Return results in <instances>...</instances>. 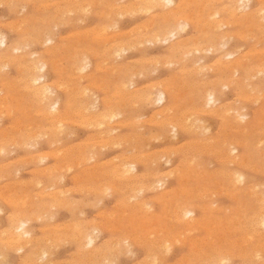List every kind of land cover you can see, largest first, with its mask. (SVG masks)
Returning <instances> with one entry per match:
<instances>
[{
	"label": "rangeland",
	"instance_id": "1",
	"mask_svg": "<svg viewBox=\"0 0 264 264\" xmlns=\"http://www.w3.org/2000/svg\"><path fill=\"white\" fill-rule=\"evenodd\" d=\"M54 1L55 0H0V34L6 37L8 46L6 50L0 47V56L6 57L1 60L9 58V61L7 60L8 63L6 60H4L6 62L1 61L3 65L0 67V113H4H2V115L0 114V157L2 158L6 153L2 159L0 158V175L2 176H0V264H104V262H106L105 264H223L224 262L221 263L220 259H225L226 257L227 258L224 261H229L224 264H264V238H261L264 234V228L258 226L260 225L258 223V216L259 214L260 216L264 214V0H250L246 3L248 6L240 11H236L235 16L230 12V8L233 9L235 5L230 4L225 0H214V2L213 0H172V3L174 4L171 3L172 5L169 4L168 6L166 0ZM148 7H150L149 10L147 9ZM123 11L126 12L124 13ZM165 12H171L173 13V16H176V18L174 16V19L176 20L173 18H166L170 20L167 27L163 25L165 20L162 18V16L166 14ZM250 12L255 14V18H246V16L251 15ZM210 13L212 16L217 13V16L214 15V17H212ZM177 14L182 15L179 17L187 18H185V20H183V18L178 19ZM196 17L200 19H194ZM188 18L192 21L190 22ZM216 21H218V25ZM18 22L20 23L18 24ZM193 23H196L195 26ZM179 24H181L180 27H178ZM216 25L221 29H219ZM102 29L104 31H102ZM170 29H176V31H174V33H177V36L175 34L176 37L169 35L165 37L169 39L167 41L162 40V37H156L158 34H163V31ZM180 30L183 31L181 32ZM96 34L98 35L96 36ZM29 37L32 39L30 40ZM219 38H221V40ZM22 39L23 41H21ZM25 39L27 40L25 41ZM47 39H51L52 41L48 42L46 41ZM109 39L110 41H108ZM89 40L90 43H87ZM184 42L186 44H184ZM224 43L227 46L224 45ZM20 44L21 46L19 47ZM14 45L17 48H20V51L13 53V49L11 48H15L13 47ZM194 46V49H196L197 52L192 49ZM207 46H209V48ZM219 47L221 49H218ZM85 50H88L86 51L87 53ZM122 50L125 52L121 53L120 51ZM226 53L233 54V57L229 58ZM77 56L78 58L80 56L81 59H78ZM117 56H119V58ZM160 56H162V58H160ZM84 59H87L89 62L87 60L84 61ZM35 60H40L47 65L46 69L41 73L45 75V85L53 91V95H47L43 99H37L33 96V89H36L37 86L34 87V85H29V79L31 76L29 69H31V61L34 62ZM78 60H80V64L78 63ZM184 61L186 62L184 63ZM3 62L6 63L5 65H7V67H3ZM84 62L90 63V65L88 68L84 69V71L81 69V72L79 71L80 67L78 66H80L81 63L84 64ZM27 66L28 68H26ZM232 69H237L238 71L235 70L236 72L234 71V73ZM38 75L41 74L39 73ZM146 84H148V86ZM215 89L220 90H217V92ZM115 90L116 92H114ZM156 90L159 92H165L166 100L164 103L159 104V101L156 99L158 93ZM208 90L210 92L213 91V94L215 93L214 97L216 99H214V101L218 100L217 102H214L215 104L213 103V105L207 104L206 102V97L204 95L208 92ZM219 92L220 94H218ZM177 96H179V98ZM20 97L21 100L19 99ZM47 97L49 99H47ZM55 99L59 101L58 114L52 116V112H50L51 110L49 108L50 106H47V104L49 101L50 103L56 101ZM94 103L96 108L91 109L93 106L92 104ZM105 104H109L110 106L108 105L107 107ZM131 108L133 109V112ZM14 109H17L18 112ZM85 109L88 110V112ZM124 109L127 111L125 112ZM227 110H230L227 113L228 115L225 113ZM8 112L10 113L8 114ZM110 112L112 114H110ZM243 113L246 115L245 118L239 116V114ZM96 114L99 116H96ZM101 115H106L105 118H103L105 121L102 119L103 123L100 126H97V123L101 120ZM191 115L194 119H192L193 117ZM97 117H100V120ZM234 117L236 119H234ZM241 120L243 122H241ZM127 121H131L132 123H128ZM173 124H175V126ZM229 127H232L233 130ZM244 128H246L247 131ZM240 129L245 130L248 134H246L243 130L242 132L245 133H240ZM2 134L4 136H2ZM172 135L175 137L171 139ZM49 140H52V142ZM124 140L125 144L123 143ZM229 142L231 146L228 145ZM144 145L147 149L143 148ZM134 147L137 149H134ZM226 149H229V151ZM231 149L235 151L231 152ZM45 153L47 155H44ZM93 154L95 155V158L93 157ZM86 155L91 156L87 157ZM66 156L68 157L66 158ZM97 156L98 158H96ZM241 156L244 158L242 160L243 162L238 161ZM27 160L28 162H26ZM235 160L238 161V163H236ZM232 161L235 162L232 163ZM7 162L9 163L7 164ZM129 162L133 166L130 165ZM182 162L183 165H181ZM125 165H127V167ZM17 166L19 169H17ZM131 166L134 168L133 171L132 169L130 170L124 168H130ZM184 166L189 169L184 168ZM201 166H204L205 168L203 167V169ZM53 167L57 170L53 171ZM49 168L53 169L50 171ZM122 168L124 173L122 172ZM176 169H178V171ZM191 170L194 171L192 172ZM237 173L244 177L240 183L235 182L233 179L231 181L230 179L233 178L232 175H236ZM211 174H213L212 177ZM135 177H137V179ZM53 180L56 182H53ZM129 180L133 181L130 182ZM103 182L108 187L105 186ZM233 183L237 184L235 185ZM34 184H38V186H35ZM234 185L236 187H234ZM86 187L87 189H85ZM254 187L256 188L254 189ZM9 188L12 189L10 190ZM57 190H59V192ZM107 190L109 191L107 192ZM238 190L240 191L235 193ZM61 192L63 195H61ZM170 192L173 193V195L170 194ZM185 192L188 194L186 195ZM179 194L182 195L180 196ZM215 195H217V197ZM25 197L29 198L30 202H28L29 199ZM206 197L211 199L208 200ZM80 199L81 202L79 203ZM188 200L190 201L188 202ZM69 202H72V208ZM93 202L94 205L98 204V206H94ZM164 203H166V205ZM184 203L187 204L188 207ZM44 204H48L49 207ZM182 205H185L187 209H193L192 211L194 214H192L191 217L186 218L181 212L182 210H180L181 208H184ZM191 206L193 208H191ZM46 208H49L48 211ZM21 214L23 217H21ZM82 214L84 216H82ZM210 215H212V217ZM14 216L22 219L27 218L28 220H24L27 222L29 221L27 225L29 236L21 237L18 241L19 245H23V249L20 251H18V245L15 246V243L10 242L11 240L13 241L14 237L16 238L18 236L16 234H19L13 228V224L15 223L13 221V218H15ZM41 216L46 218L43 219ZM73 216L76 218H73ZM117 216L120 219L117 218ZM34 217L38 218L35 219ZM129 217H131V219ZM255 218L256 220H254ZM91 222L92 224H90ZM229 222L230 224H228ZM191 224L194 225L192 226ZM95 225L99 231L97 233L96 231L93 232V230H91L96 229ZM203 227L206 229L208 228V230ZM84 229L87 230V234L90 232L93 238H95L94 243L91 244V246L86 244L87 241L85 236H87V234L85 235V233H80L86 232ZM187 229L189 233L187 232ZM209 229L210 232L208 233ZM198 231L199 233H197ZM12 234L14 237L10 236ZM79 234H81V238L80 236H77ZM247 236L250 238H247ZM10 237L12 238L11 240L9 239ZM54 237L59 239L56 240ZM77 237L80 240L76 239ZM133 237L136 238L134 239ZM26 238L28 239L26 240ZM138 239L139 241H137ZM194 241H199L201 246L198 245V242ZM244 241L246 243H244ZM57 242L58 245H56ZM164 242L165 244L163 245ZM194 243L197 245L194 246ZM243 243L245 245H243ZM224 244L229 245L224 246ZM164 246H167L165 247L167 249H165ZM196 246L200 251L197 250ZM208 246L210 247L209 249ZM203 247L207 248L209 251H211L212 248L216 250L211 251L212 253L216 252L214 253L215 257H212V253L208 250L205 252L206 249L202 252V249H204ZM94 249L99 252L102 250V256H95L97 254L93 251ZM217 249H220V252L217 251ZM225 249H227V251ZM191 251H193L194 254ZM200 252L201 254L204 253L202 254L203 256H200L201 259L209 256L207 252H209V254L211 253V257L201 260L200 257H197L201 255ZM167 253L168 257L164 256ZM205 253L207 255L206 257H204ZM91 254L92 256L95 254L94 256L96 258L92 257ZM259 257H263L261 259L262 261ZM199 261H201V263H199ZM230 261L232 262L230 263Z\"/></svg>",
	"mask_w": 264,
	"mask_h": 264
},
{
	"label": "bare ground",
	"instance_id": "2",
	"mask_svg": "<svg viewBox=\"0 0 264 264\" xmlns=\"http://www.w3.org/2000/svg\"><path fill=\"white\" fill-rule=\"evenodd\" d=\"M10 1H11V0H10ZM24 1H25V0H24ZM156 1H157V0H156ZM166 1H167L166 3H168L167 6H168L169 4L172 3V0H166ZM190 1H191V0H190ZM192 1H193V0H192ZM225 1H227V2L230 3V4L235 5V6L233 7V9L230 8V12L235 16L236 11H237V10L240 11L241 9H244L246 6H248V4H246V3H248L250 0H225ZM22 2H23V1H22ZM27 2H28V1H27ZM54 2H56V0H55ZM117 2H118V1H117ZM154 2H155V1H154ZM197 2H198V1H197ZM210 2H211V1H210ZM213 2H214V0H213ZM2 3H3V2H2ZM41 3H42V2H41ZM58 3H59V2H58ZM115 3H116V2H115ZM132 3H133V2H132ZM138 3H139V2H138ZM149 3H150V1H149ZM161 3H162V2H161ZM161 3H160V4H161ZM164 3H165V2H164ZM190 3H192V2H190ZM195 3H196V2H195ZM206 3H207V1H206ZM208 3H209V2H208ZM47 4H48V2H47ZM47 4H45V5H47ZM111 4H112V3H111ZM141 4H142V3H141ZM143 4H144V3H143ZM152 4H153V3H152ZM172 4H174V3H172ZM172 4H171V5H172ZM200 4H201V3H200ZM9 5H10V4H9ZM50 5H51V3H50ZM82 5H83V4H82ZM90 5H91V4H90ZM92 5H93V4H92ZM95 5H96V4H95ZM212 5H213V3H212ZM228 5H229V4H228ZM106 6H107V5H106ZM106 6H105V7H106ZM119 6H120V5H119ZM147 6H148V5H147ZM149 6H150V5H149ZM159 6H160V5H159ZM163 6H164V5H163ZM163 6H162V7H163ZM189 6H190V5H189ZM193 6H194V4H193ZM55 7H56V6H55ZM79 7H80V6H79ZM113 7H114V6H113ZM115 7H117V6H115ZM125 7H126V6H125ZM128 7H130V6H128ZM131 7H132V6H131ZM143 7H144V6H143ZM152 7H154V6H152ZM186 7H187V6H186ZM186 7H185V8H186ZM211 7H212V6H211ZM88 8H89V7H88ZM133 8H134V7H133ZM136 8H137V7H136ZM144 8H145V7H144ZM144 8H142V9H144ZM149 8H150V7H148L147 9L149 10ZM185 8H184V9H185ZM205 8H206V7H205ZM103 9H104V8H103ZM103 9H102V10H103ZM127 9H128V8H127ZM129 9H131V8H129ZM152 9H153V8H152ZM199 9H200V8H199ZM84 10H85V9H84ZM121 10H122V9H121ZM139 10H140V9H139ZM139 10H138V13H139ZM262 10H263V8H262ZM262 10H261V11H262ZM57 11H58V10H57ZM128 11H129V10H128ZM128 11H127V12H128ZM152 11H153V10H152ZM170 11H171V10H170ZM174 11H175V10H174ZM174 11H173V13H174ZM242 11H243V10H242ZM263 11H264V10H263ZM263 11H262V12H263ZM84 12H85V11H84ZM84 12H83V13H84ZM116 12H117V11H116ZM118 12H119V11H118ZM123 12H124V11H123ZM125 12H126V11H125ZM125 12H124V13H125ZM131 12H132V11H131ZM148 12H149V11H148ZM213 12H214V11H213ZM219 12H220V11H219ZM227 12H228V11H227ZM230 12H228V13H230ZM64 13H65V12H64ZM68 13H69V12H68ZM108 13H109V12H108ZM124 13H123V14H124ZM165 13H166V14H164V15L162 16V18L165 20L163 25H164L165 27H167V25H169L170 20H169V19H166V18H173V19H174V16H175V15L173 16V13H171V12H170V13L165 12ZM200 13H201V11H200ZM211 13H212V12H211ZM211 13H210V14H211ZM15 14H16V13H15ZM61 14H62V13H61ZM79 14H80V13H79ZM117 14H118V13H117ZM131 14H134V13H131ZM145 14H146V13H145ZM190 14H192V13H190ZM197 14H198V13H197ZM201 14H202V13H201ZM250 14H251V15H250ZM250 14H249L250 16H246V18H255V14H254V13H251V12H250ZM258 14H259V13H258ZM63 15H64V14H63ZM70 15H71V14H70ZM85 15H86V14H85ZM106 15H107V14H106ZM127 15H128V13H127ZM140 15H141V14H140ZM152 15H153V14H152ZM177 15H178V14H177ZM188 15H189V14H188ZM188 15H187V16H188ZM214 15L217 16V13H215ZM214 15L212 16V14H211L212 17H214ZM233 15H231V16H233ZM64 16H65V15H64ZM102 16H103V14H102ZM107 16H108V15H107ZM116 16H117V15H116ZM122 16H124V15H122ZM122 16H120V17H122ZM132 16H133V15H132ZM132 16H131V17H132ZM179 16H182V15H178V17H177L178 19H179V18H183V17H179ZM184 16H185V15H184ZM198 16H199V14H198ZM263 16H264V15H263ZM61 17H62V16H61ZM99 17H100V16H99ZM112 17H113V16H112ZM114 17H115V16H114ZM192 17H193V16H192ZM259 17H260V16H259ZM117 18H118V16H117ZM175 18H176V16H175ZM185 18H187V17H184L183 20H185ZM239 18H240V17H239ZM246 18H245V19H246ZM261 18H262V17H261ZM261 18H260V19H261ZM73 19H74V18H73ZM112 19H113V18H112ZM120 19H121V18H120ZM194 19H198V20H199L200 18H197V17H196V18H194ZM223 19H224V18H223ZM233 19H234V18H233ZM258 19H259V18H258ZM67 20H68V19H67ZM106 20H107V19H106ZM174 20H176V19H174ZM188 20H189V18H188ZM237 20H238V19H237ZM241 20H242V19H241ZM251 20H252V19H251ZM19 21H20V20H19ZM55 21H56V20H55ZM78 21H79V20H78ZM78 21H77V22H78ZM150 21H151V20H150ZM177 21H178V20H177ZM186 21H187V20H186ZM189 21H190V20H189ZM191 21H192V20H191ZM191 21H190V22H191ZM252 21H253V20H252ZM41 22H42V21H41ZM69 22H70V21H69ZM79 22H80V21H79ZM79 22H78V23H79ZM84 22H85V21H84ZM109 22H111V21H109ZM116 22H118V21H116ZM217 22H218V21H216V23H217ZM244 22H246V21H244ZM260 22H262V21H260ZM260 22H259V23H260ZM19 23H20V22H18V24H19ZM23 23H27V22H23ZM70 23H71V22H70ZM80 23H81V22H80ZM119 23H120V22H119ZM143 23H144V22H143ZM173 23H174V21H173ZM180 23H181V22H180ZM184 23H185V22H184ZM184 23H183V24H184ZM201 23H202V22H201ZM203 23H204V22H203ZM242 23H243V22H242ZM242 23H241V24H242ZM256 23H257V22H256ZM146 24H147V23H146ZM151 24H152V23H151ZM181 24H182V23H181ZM181 24H179L178 27H180ZM187 24H188V23H187ZM193 24H194V23H193ZM195 24H196V23H195ZM195 24H194V26H195ZM219 24H220V23H219ZM227 24H228V23H227ZM227 24H226V25H227ZM229 24H230V23H229ZM20 25H21V24H20ZM55 25H56V24H55ZM69 25H70V24H69ZM72 25H73V24H72ZM112 25H113V23H112ZM112 25H111V26H112ZM173 25H174V24H173ZM185 25H186V24H185ZM217 25H218V23H217ZM217 25H216V26H217ZM238 25H239V24H238ZM255 25H256V24H255ZM60 26H61V25H60ZM76 26H77V25H76ZM141 26H142V25H141ZM143 26H145V25H143ZM182 26H184V25H182ZM220 26H221V25H220ZM222 26H223V25H222ZM224 26H225V25H224ZM228 26H229V25H228ZM260 26H261V25H260ZM61 27H62V26H61ZM93 27H94V26H93ZM103 27H104V26H103ZM116 27H117V25H116ZM174 27H175V26H174ZM176 27H177V26H176ZM178 27H177V29H178ZM186 27H187V26H186ZM186 27H185V28H186ZM212 27H214V26H212ZM217 27H218V26H217ZM229 27H230V26H229ZM247 27H248V26H247ZM56 28H57V27H56ZM105 28H106V26H105ZM105 28H104V30H105ZM159 28H160V27H159ZM218 28H219V27H218ZM222 28H223V27H222ZM46 29H47V28H46ZM116 29H117V28H116ZM134 29H135V27H134ZM138 29H139V28H138ZM138 29H137V30H138ZM142 29H143V28H142ZM180 29H181V28H180ZM182 29H183V28H182ZM219 29H221V28H219ZM246 29H247V28H246ZM33 30H34V29H33ZM53 30H54V29H53ZM92 30H93V29H92ZM104 30L102 29V31H104ZM108 30H109V28H108ZM135 30H136V29H135ZM139 30H140V29H139ZM145 30H146V29H145ZM204 30H205V28H204ZM214 30H215V29H214ZM31 31H32V30H31ZM48 31H49V30H48ZM113 31H114V29H113ZM174 31H176V29H175V30H172V29H170V30H166V31H163V34H162V33H161L160 35L158 34V36H156V37H157V38L162 37V40L167 41V40H169V39H167V38H165V37H167V36H169V35H171V36H172V35L175 36V34H176V36H177V33H174ZM180 31H181V30H180ZM182 31H183V30H182ZM182 31H181V32H182ZM199 31H200V30H199ZM242 31H243V30H242ZM18 32H19V31H18ZM24 32H25V31H24ZM27 32H28V31H27ZM42 32H43V31H42ZM46 32H47V31H46ZM84 32H85V31H84ZM126 32H127V31H126ZM143 32H144V31H143ZM211 32H212V31H211ZM19 33H20V32H19ZM72 33H73V32H72ZM75 33H76V32H75ZM92 33H93V32H92ZM98 33H99V32H98ZM129 33H131V32H129ZM133 33H134V32H133ZM236 33H238V32H236ZM240 33H241V31H240ZM240 33H239V34H240ZM251 33H252V32H251ZM37 34H38V33H37ZM76 34H77V33H76ZM152 34H153V33H152ZM178 34H179V32H178ZM201 34H202V33H201ZM245 34H246V33H245ZM51 35H52V34H51ZM87 35H88V34H87ZM97 35H98V34H96V36H97ZM99 35H100V34H99ZM119 35H120V34H119ZM130 35H131V34H130ZM229 35H230V34H229ZM241 35H243V34H241ZM241 35H240V36H241ZM66 36H68V35H66ZM101 36H102V35H101ZM109 36H111V35H109ZM113 36H114V35H113ZM120 36H121V35H120ZM123 36H124V35H123ZM137 36H138V35H137ZM176 36H175V37H176ZM220 36H221V35H220ZM226 36H227V34H226ZM247 36H248V35H247ZM38 37H39V36H38ZM46 37H47V36H46ZM78 37H79V36H78ZM115 37H116V36H115ZM134 37H135V36H134ZM141 37H142V36H141ZM148 37H151V36H148ZM148 37H147V38H148ZM24 38H25V37H24ZM26 38H27V37H26ZM34 38H35V37H34ZM92 38H94V37H92ZM96 38H97V37H96ZM105 38H106V37H105ZM110 38H111V37H110ZM116 38H117V37H116ZM144 38H145V36H144ZM172 38H174V37H172ZM195 38H196V37H195ZM224 38H225V37H224ZM245 38H246V37H245ZM262 38H263V37H262ZM29 39H30V37H29ZM31 39H32V38H31ZM31 39H30V40H31ZM100 39H101V38H100ZM201 39H202V38H201ZM219 39L221 40V38H219ZM239 39H240V38H239ZM254 39H255V38H254ZM260 39H261V38H260ZM260 39H259V40H260ZM19 40H20V39H19ZM26 40H27V39H25V41H26ZM30 40H29V41H30ZM35 40H36V39H35ZM105 40H106V39H105ZM154 40H155V39H154ZM216 40H217V39H216ZM222 40H223V39H222ZM244 40H245V39H244ZM250 40H251V39H250ZM21 41H23V39H22ZM21 41H20V42H21ZM46 41L51 42L52 40H51V39H47ZM108 41H110V39H109ZM108 41H107V42H108ZM122 41H123V40H122ZM178 41H179V40H178ZM182 41H183V40H182ZM30 42H31V41H30ZM84 42H85V41H84ZM92 42H93V41H92ZM99 42H100V41H99ZM193 42H194V41H193ZM217 42H219V41H217ZM223 42H224V41H223ZM229 42H230V41H229ZM248 42H249V41H248ZM43 43H44V42H43ZM87 43H90V40H89V42H87ZM93 43H94V42H93ZM117 43H118V42H117ZM131 43H132V42H131ZM146 43H147V42H146ZM158 43H159V42H158ZM227 43H228V42H227ZM31 44H32V43H31ZM102 44H104V43H102ZM112 44H113V43H112ZM125 44H126V43H125ZM162 44H163V43H162ZM179 44H180V43H179ZM181 44H182V43H181ZM184 44H186V43L184 42ZM193 44H195V43H193ZM207 44H208V42H207ZM209 44H210V43H209ZM220 44H221V43H220ZM220 44H219V45H220ZM38 45H40V44H38ZM43 45H44V44H43ZM121 45H122V44H121ZM121 45H119V46H121ZM127 45H128V43H127ZM127 45H126V46H127ZM137 45H138V44H137ZM144 45H145V44H144ZM217 45H218V44H217ZM224 45H226V44L224 43ZM16 46H17V44H16ZM20 46H21V44L19 45V47H20ZM57 46H58V45H57ZM60 46H61V45H60ZM130 46H131V44H130ZM132 46H133V45H132ZM203 46H205V45H203ZM221 46H222V45H221ZM221 46H220V47H221ZM226 46H227V45H226ZM0 47H2L4 50H6V49L8 48V46H7V39H6L5 36H3V35H1V34H0ZM13 47H15V45H14ZM17 47H18V46H17ZM17 47H15V48H11V49H13V50H12L13 53H14V52H18V51H20V48H17ZM70 47H71V46H70ZM70 47H69V48H70ZM89 47H90V46H89ZM108 47H109V46H108ZM123 47H125V46H123ZM147 47H148V46H147ZM151 47H152V46H151ZM207 47L209 48V46H207ZM214 47H215V46H214ZM220 47H219L218 49H221ZM224 47H225V46H224ZM26 48H27V47H26ZM60 48H61V47H60ZM116 48H117V47H116ZM134 48H135V47H134ZM140 48H141V45H140ZM174 48H175V47H174ZM190 48H192V47H190ZM194 48H195V46H194L192 49H194ZM208 48H207V49H208ZM27 49H28V48H27ZM56 49H58V48H56ZM86 49H87V47H86ZM92 49H93V48H92ZM135 49H136V48H135ZM192 49H191V50H192ZM212 49H214V48H212ZM218 49H217V50H218ZM54 50H55V48H54ZM63 50H64V49H63ZM104 50H105V49H104ZM106 50H107V49H106ZM112 50H113V49H112ZM112 50H111V51H112ZM129 50H131V49H129ZM194 50H196V49H194ZM210 50H211V49H210ZM236 50H237V49H236ZM86 51H88V50H85V52H86ZM89 51H90V49H89ZM126 51H128V50H126ZM134 51H135V50H134ZM140 51H141V50H140ZM143 51H144V50H143ZM182 51H183V50H182ZM261 51H262V50H261ZM0 52H1V51H0ZM7 52H8V51H7ZM55 52H56V51H55ZM112 52H114V51H112ZM118 52H119V51H118ZM120 52L122 53V52H125V51L122 50V51H120ZM137 52H138V51H137ZM141 52H142V51H141ZM183 52H184V51H183ZM196 52H197V50H196ZM201 52H202V51H201ZM203 52H204V49H203ZM208 52H209V51H208ZM238 52H239V51H238ZM243 52H244V51H243ZM257 52H258V51H257ZM257 52H255V53H257ZM86 53H87V52H86ZM116 53H117V52H116ZM173 53H174V52H173ZM180 53H181V52H180ZM194 53H195V51H194ZM194 53H193V54H194ZM205 53H206V52H205ZM212 53H213V50H212ZM218 53H219V52H218ZM249 53H250V52H249ZM260 53H261V52H260ZM263 53H264V50H263ZM105 54H106V53H105ZM207 54H210V53H207ZM32 55H33V54H32ZM36 55H37V54H36ZM61 55H62V54H61ZM72 55H73V54H72ZM80 55H81V54H80ZM117 55H118V54H117ZM182 55H183V54H182ZM226 55H227L229 58H232V57H233V54H231V53H230V54H229V53H228V54L226 53ZM226 55H225V56H226ZM43 56H44V55H43ZM63 56H64V55H63ZM109 56H110V55H109ZM120 56H121V55H120ZM198 56H199V55H198ZM222 56H224V55H222ZM222 56H221V57H222ZM0 57H1V58H0V67H1V65H3V64L1 63V61H4V60L7 61L9 58H8V59H3V60H1L2 58H6V57H4V56H0ZM75 57H76V56H75ZM82 57H83V56H82ZM111 57H112V56H111ZM115 57H116V56H115ZM117 57L119 58V56H117ZM164 57H165V56H164ZM181 57H183V56H181ZM191 57H192V56H191ZM228 57H225V58H228ZM11 58H13V57H11ZM15 58H16V57H15ZM77 58H78V56H77ZM79 58H80V56H79ZM79 58H78V59H79ZM120 58H121V57H120ZM143 58H144V57H143ZM160 58H162V56H160ZM257 58H258V57H257ZM38 59H39V58H38ZM57 59H58V58H57ZM75 59H76V58H75ZM80 59H81V58H80ZM137 59H139V58H137ZM145 59H146V58H145ZM145 59H144V60H145ZM150 59H151V58H150ZM150 59H149V60H150ZM183 59H184V58H183ZM183 59H182V60H183ZM189 59H190V58H189ZM203 59H204V58H203ZM215 59H216V58H215ZM10 60H11V59H10ZM14 60H15V59H14ZM85 60H87V59H84V61H85ZM104 60H105V59H104ZM104 60H103V61H104ZM106 60H107V58H106ZM106 60H105V61H106ZM113 60H114V59H113ZM118 60H119V59H118ZM149 60H148V61H149ZM172 60H173V59H172ZM172 60H171V62H172ZM191 60H192V59H191ZM6 61H4V62H6ZM8 61H9V60H8ZM8 61H7V63H8ZM11 61H12V60H11ZM53 61H54V60H53ZM57 61H58V60H57ZM81 61H82V60H81ZM87 61H88V60H87ZM101 61H102V60H101ZM130 61H131V60H130ZM135 61H136V60H135ZM152 61H153V60H152ZM214 61H216V60H214ZM214 61H213V62H214ZM261 61H263V60H261ZM4 62H3V63H4ZM54 62H55V61H54ZM75 62H77V61H75ZM88 62H89V61H88ZM149 62H150V61H149ZM155 62H156V61H155ZM185 62H186V61H184V63H185ZM197 62H198V61H197ZM197 62H196V63H197ZM200 62H201V61H200ZM216 62H217V61H216ZM235 62H236V58H235ZM32 63H33V64H32ZM78 63L80 64V60H78ZM104 63H105V62H104ZM145 63H146V61H145ZM150 63H151V62H150ZM156 63H157V62H156ZM164 63H165V62H164ZM169 63H170V61H169ZM188 63H189V62H188ZM190 63H192V62H190ZM194 63H195V62H194ZM5 64H6V63H4V66H3V67H7V65H5ZM29 64H30V61H29ZM55 64H56V63H55ZM59 64H60V63H59ZM96 64H97V63H96ZM165 64H166V63H165ZM165 64H164V66H165ZM175 64H176V63H175ZM209 64H210V63H209ZM236 64H237V63H236ZM61 65H62V64H61ZM89 65H90V63H87V62H84V64L81 63V65L78 66V67H80V70H79V69H78V70L81 71V69H82V70L84 71V69L88 68ZM156 65H157V64H156ZM167 65H168V63H167ZM171 65H172V64H171ZM207 65H208V64H207ZM211 65H212V64H211ZM63 66H64V65H63ZM99 66H100V65H99ZM164 66H163V67H164ZM234 66H235V64H234ZM46 67H47V65H46L45 63L41 62L40 60H35L34 62L31 61V67H30L31 69H29V71H30V73H31V76H30V79H29V85H32V86L34 85V87L37 86L36 89H33V96H35L37 99H38V98H42V99H43V98H45V96L50 95V94H52V92H53L49 87H47V86L45 85V84H46V83H45V75H44L43 73H41L42 71H44V70L46 69ZM95 67H96V65H95ZM120 67H121V66H120ZM156 67H157V66H156ZM174 67H176V66H174ZM22 68H23V67H22ZM26 68H28V66H27ZM53 68H54V67H53ZM74 68H75V67H74ZM97 68H98V67H97ZM153 68H155V67H153ZM181 68H182V67H181ZM192 68H193V67H192ZM192 68H191V69H192ZM207 68H209V67H207ZM4 69H5V68H4ZM121 69H122V67H121ZM124 69H125V68H124ZM126 69H127V68H126ZM136 69H137V68H136ZM194 69H195V68H194ZM204 69H205V68H204ZM209 69H211V68H209ZM219 69H220V68H219ZM233 69H234V68H233ZM233 69H232V70H233ZM237 69H238V68H237ZM237 69H235V70L238 71ZM259 69H260V68H259ZM263 69H264V67H263ZM25 70H26V69H25ZM97 70H98V69H97ZM103 70H104V69H103ZM137 70H138V69H137ZM169 70H170V69H169ZM197 70H198V69H197ZM220 70H221V69H220ZM235 70H233V72H234ZM29 71H28V72H29ZM39 71H40V72H39ZM59 71H60V70H59ZM73 71H74V70H73ZM119 71H120V70H119ZM155 71H156V70H155ZM187 71H188V70H187ZM199 71H200V70H199ZM236 71H235V72H236ZM246 71H247V70H246ZM17 72H19V71H17ZM37 72H39L41 75H38L39 73H37ZM56 72H57V71H56ZM62 72H63V71H62ZM81 72H82V71H81ZM112 72H113V71H112ZM130 72H131V71H130ZM177 72H178V71H177ZM235 72H234V73H235ZM253 72H254V71H253ZM258 72H259V71H258ZM2 73H3V72H2ZM26 73H27V72H26ZM60 73H61V72H60ZM136 73H137V72H136ZM136 73H135V74H136ZM139 73H140V72H139ZM180 73H181V72H180ZM205 73H206V72H205ZM254 73H255V72H254ZM129 74H130V73H129ZM148 74H149V73H148ZM153 74H154V73H153ZM259 74H260V73H259ZM23 75H24V74H23ZM87 75H88V74H87ZM117 75H118V74H117ZM132 75H133V74H132ZM188 75H189V73H188ZM251 75H252V73H251ZM79 76H80V75H79ZM135 76H136V75H135ZM150 76H151V75H150ZM194 76H195V74H194ZM83 77H84V76H83ZM128 77L130 78L129 75H128ZM133 77H134V76H133ZM140 77H141V74H140ZM142 77H143V76H142ZM175 77H176V76H175ZM203 77H204V76H203ZM203 77H201V78H203ZM232 77H233V75H232ZM27 78H28V77H27ZM61 78H62V77H61ZM69 78H70V77H69ZM72 78H73V77H72ZM103 78H104V77H103ZM239 78H240V77H239ZM245 78H246V77H245ZM76 79H78V78H76ZM83 79H84V78H83ZM97 79H99V78H97ZM114 79H115V78H114ZM20 80H21V79H20ZM20 80H19V81H20ZM25 80H26V79H25ZM101 80H103V79H101ZM256 80H257V78H256ZM76 81H77V80H76ZM134 81H135V80H134ZM190 81H191V80H190ZM229 81H230V80H229ZM240 81H241V80H240ZM244 81H245V80H244ZM20 82H21V81H20ZM70 82H71V81H70ZM159 82H160V81H159ZM185 82H187V81H185ZM220 82H222V81H220ZM252 82H253V81H252ZM3 83H4V82H3ZM73 83H74V82H73ZM92 83H93V82H92ZM107 83H108V82H107ZM157 83H158V82H157ZM173 83H174V82H173ZM199 83H200V82H199ZM227 83H228V82H227ZM232 83H233V82H232ZM49 84H50V83H49ZM65 84H66V83H65ZM78 84H79V83H78ZM98 84H99V83H98ZM126 84H127V83H126ZM163 84H164V83H163ZM207 84H208V83H207ZM85 85H86V84H85ZM120 85H121V84H120ZM124 85H125V83H124ZM146 85L148 86V84H146ZM193 85H194V84H193ZM225 85H226V84H225ZM225 85H224V87H225ZM237 85H238V84H237ZM241 85H243V84H241ZM248 85H249V82H248ZM59 86H60V85H59ZM93 86H94V84H93ZM93 86H92V87H93ZM98 86H99V85H98ZM122 86H123V85H122ZM157 86H158V85H157ZM182 86H183V85H182ZM227 86H229V85H227ZM230 86H231V85H230ZM30 87H31V86H30ZM84 87H85V86H84ZM89 87H90V86H89ZM89 87H88V88H89ZM143 87H144V86H143ZM170 87H171V86H170ZM247 87H248V86H247ZM255 87H256V86H255ZM100 88H101V87H100ZM122 88H123V87H122ZM140 88H141V87H140ZM156 88H157V87H156ZM181 88H182V87H181ZM211 88H212V87H211ZM225 88H226V87H225ZM260 88H261V87H260ZM24 89H25V88H24ZM61 89H62V88H61ZM61 89H60V90H61ZM73 89H75V88H73ZM81 89H82V88H81ZM89 89H90V88H89ZM115 89H116V88H115ZM124 89H125V88H124ZM135 89H136V88H135ZM152 89H153V88H152ZM174 89H175V88H174ZM248 89H249V88H248ZM250 89H252V88H250ZM257 89H258V88H257ZM10 90H11V89H10ZM29 90H30V89H29ZM96 90H97V89H96ZM132 90H133V89H132ZM176 90H177V89H176ZM215 90H216V89H215ZM217 90L219 91L220 89H217ZM217 90H216V91H217ZM64 91H65V90H64ZM156 91H157V90H156ZM165 91H166V90H165ZM167 91H168V90H167ZM218 91H217V92H218ZM91 92H92V91H91ZM91 92H90V93H91ZM107 92H108V91H107ZM114 92H116V90H115ZM121 92H122V91H121ZM157 92H158V93H157V97H156V99L159 101V104H160V103H164L165 100H166V94H165V92H161V91H160V92L157 91ZM221 92H222V91H221ZM248 92H250V91H248ZM83 93H84V92H83ZM83 93H82V94H83ZM130 93H131V92H130ZM202 93H203V92H202ZM251 93H252V92H251ZM258 93H259V90H258ZM21 94H22V93H21ZM112 94H113V93H112ZM114 94H115V93H114ZM118 94H119V93H118ZM125 94H126V93H125ZM189 94H190V92H189ZM206 94H207V95H206ZM206 94H205L204 96L206 97L205 99H206L207 104H212V105H213L214 102H217V101H218V100H217V101H216V100L214 101V99H216V98L214 97L215 93L213 94V91L210 92V91L208 90V92H207ZM218 94H220V92H219ZM243 94H244V93H243ZM52 95H53V94H52ZM85 95H86V94H85ZM115 95H116V94H115ZM181 95H182V94H181ZM2 96H3V95H2ZM4 96H5V95H4ZM21 96H22V95H21ZM94 96H95V95H94ZM154 96H155V95H154ZM187 96H188V95H187ZM0 97H1V96H0ZM138 97H139V96H138ZM138 97H137V99H138ZM149 97H150V96H149ZM177 97L179 98V96H177ZM221 97H222V95H221ZM223 97H224V96H223ZM238 97H239V96H238ZM247 97H248V95H247ZM253 97H254V96H253ZM14 98H16V97H14ZM77 98H78V97H77ZM87 98H88V97H87ZM112 98H113V97H112ZM140 98H141V97H140ZM140 98H139V99H140ZM143 98H144V97H143ZM145 98H146V97H145ZM174 98H175V96H174ZM178 98H177V99H178ZM187 98H188V97H187ZM190 98H191V97H190ZM258 98H259V97H258ZM258 98H257V99H258ZM17 99H18V98H17ZM19 99L21 100V97H20ZM47 99H49V98L47 97ZM104 99H105V98H104ZM151 99H152V98H151ZM246 99H247V98H246ZM14 100H15V99H14ZM53 100H54V99H53ZM55 100H56V101H54V102H52V103H50V101H49V102L47 101V102H48L47 106H48V105L50 106L49 108H50V110H51L50 112H52V116H55V115L58 114L59 101H58L57 99H55ZM87 100H88V99H87ZM125 100H126V99H125ZM140 100H141V99H140ZM144 100H145V99H144ZM247 100H248V99H247ZM15 101H16V100H15ZM51 101H52V99H51ZM74 101H75V100H74ZM94 101H95V100H94ZM94 101H93V102H94ZM108 101H109V100H108ZM233 101H234V100H233ZM184 102H185V101H184ZM200 102H201V101H200ZM251 102H252V101H251ZM0 103H1V102H0ZM13 103H14V102H13ZM27 103H28V102H27ZM41 103H42V102H41ZM49 103H50V104H49ZM115 103H116V102H115ZM127 103H128V102H127ZM135 103H136V102H135ZM151 103H152V101H151ZM173 103H175V102H173ZM180 103H181V102H180ZM80 104H81V103H80ZM113 104H114V103H113ZM139 104H140V102H139ZM159 104H158V105H159ZM214 104H215V103H214ZM0 105H1V104H0ZM7 105H8V104H7ZM7 105H5V106H7ZM25 105H26V104H25ZM68 105H71V104H68ZM73 105H74V104H73ZM92 105H93L92 108L90 107L91 109L96 108L95 103L92 104ZM105 105H107V104H105ZM108 105H109V104H108ZM108 105H107V107H108ZM135 105H137V104H135ZM174 105H176V104H174ZM205 105H206V104H205ZM228 105H229V104H228ZM228 105H227V106H228ZM231 105H232V104H231ZM241 105H242V104H241ZM30 106H31V105H30ZM41 106H43V105H41ZM82 106H83V105H82ZM85 106H86V105H85ZM109 106H110V105H109ZM130 106H131V105H130ZM132 106H133V105H132ZM149 106H151V105H149ZM154 106H155V105H154ZM172 106H173V105H172ZM176 106H177V105H176ZM0 107H1V106H0ZM2 107H4V106H2ZM27 107H28V105H27ZM105 107H106V106H105ZM138 107H139V106H138ZM180 107H181V106H180ZM207 107H208V105H207ZM68 108H69V107H68ZM84 108H85V107H84ZM86 108H87V107H86ZM111 108H112V107H111ZM116 108H117V107H116ZM125 108H126V107H125ZM139 108H140V107H139ZM171 108H172V107H171ZM171 108H169V109H171ZM187 108H188V107H187ZM201 108H202V107H201ZM3 109H4V108H3ZM32 109H33V108H32ZM120 109H121V107H120ZM129 109H130V108H129ZM129 109H128V110H129ZM131 109H132V108H131ZM135 109H136V108H135ZM164 109H166V108H164ZM169 109H167V110H169ZM174 109H175V108H174ZM174 109H173V110H174ZM14 110H17V109H14ZM23 110H24V109H23ZM26 110H27V109H26ZM77 110H78V109H77ZM85 110H86V109H85ZM89 110H90V109H89ZM136 110H137V109H136ZM190 110H191V109H190ZM195 110H196V109H195ZM202 110H204V109H202ZM10 111H11V109H10ZM21 111H22V110H21ZM86 111L88 112V110H86ZM105 111H106V110H105ZM111 111H112V110H111ZM124 111L126 112L127 110L124 109ZM139 111H140V110H139ZM199 111H201V110H199ZM213 111H214V110H213ZM228 111H230V110H227L225 113L227 114ZM17 112H18V110H17ZM50 112H49V113H50ZM106 112H108V111H106ZM106 112H105V113H106ZM115 112H116V111H115ZM132 112H133V109H132ZM153 112H154V110H153ZM156 112H157V110H156ZM160 112H161V111H160ZM169 112H170V111H169ZM234 112H235V111H234ZM2 113H3V112H2ZM2 113H0V114L2 115ZM9 113H10V112H8V114H9ZM47 113H48V112H47ZM66 113H67V112H66ZM73 113H74V112H73ZM80 113H81V111H80ZM103 113H104V112H103ZM103 113H102V114H103ZM130 113H131V112H130ZM135 113H136V112H135ZM162 113H164V112H162ZM187 113H188V112H187ZM196 113H197V112H196ZM225 113H224V114H225ZM245 113H246V112H245ZM3 114H4V113H3ZM44 114H45V113H44ZM67 114H68V113H67ZM99 114H100V113H99ZM106 114H107V113H106ZM110 114H112V113L110 112ZM116 114H117V113H116ZM138 114H139V112H138ZM158 114H159V113H158ZM197 114H198V113H197ZM199 114H200V113H199ZM5 115H6V114H5ZM75 115H76V114H75ZM84 115H85V114H84ZM84 115H83V116H84ZM113 115H114V114H113ZM117 115H118V114H117ZM180 115H181V114H180ZM195 115H196V114H195ZM227 115H228V114H227ZM234 115H236V114H234ZM48 116H49V115H48ZM96 116H99V115L96 114ZM101 116H102V117H101V120H100V117H97V118H99V120H100V122H98V123L96 122V123H97V126H100V125L103 123V120H104L103 118H105L106 115H101ZM119 116H120V115H119ZM136 116H137V115H136ZM191 116H192V115H191ZM237 116H238V114H237ZM239 116L244 117V118L246 117V115H245L244 113H243V114H239ZM9 117H10V115H9ZM112 117H113V116H112ZM192 117H193V116H192ZM60 118H61V117H60ZM66 118H67V116H66ZM90 118H92V117H90ZM106 118H107V117H106ZM155 118H156V117H155ZM160 118H161V117H160ZM189 118H190V117H189ZM36 119H37V118H36ZM44 119H45V118H44ZM102 119H103V120H102ZM182 119H183V118H182ZM192 119H194V117H193ZM234 119H236V118L234 117ZM0 120H1V119H0ZM31 120H33V119H31ZM50 120H51V119H50ZM190 120H191V119H190ZM195 120H196V118H195ZM237 120H238V119H237ZM56 121H57V120H56ZM61 121H62V120H61ZM68 121H69V120H68ZM75 121H76V120H75ZM104 121H105V120H104ZM111 121H112V120H111ZM141 121H143V120H141ZM183 121H184V119H183ZM32 122H33V121H32ZM121 122H122V121H121ZM127 122H128V121H127ZM161 122H162V121H161ZM198 122H199V121H198ZM241 122H243V121L241 120ZM33 123H34V122H33ZM61 123H62V122H61ZM67 123H69V122H67ZM75 123H76V122H75ZM75 123H74V124H75ZM78 123H79V122H78ZM78 123H77V124H78ZM84 123H85V122H84ZM94 123H95V121H94ZM128 123H132V122L130 121V122H128ZM134 123H135V122H134ZM137 123H138V121H137ZM153 123H154V122H153ZM202 123H203V122H202ZM205 123H207V122H205ZM230 123H231V122H230ZM56 124H57V123H56ZM65 124H66V123H65ZM86 124H87V123H86ZM170 124H171V123H170ZM181 124H182V123H181ZM199 124H200V123H199ZM20 125H21V124H20ZM38 125H39V123H38ZM69 125H70V124H69ZM82 125H83V124H82ZM88 125H90V124H88ZM119 125H120V124H119ZM119 125H118V126H119ZM173 125L175 126V124H173ZM173 125H172V126H173ZM200 125H201V124H200ZM202 125H203V124H202ZM16 126H17V125H16ZM32 126H33V125H32ZM85 126H86V125H85ZM126 126H127V125H126ZM157 126H158V125H157ZM166 126H167V125H166ZM169 126H170V125H169ZM197 126H198V124H197ZM30 127H31V126H30ZM59 127H60V126H59ZM91 127H92V126H91ZM91 127H90V128H91ZM162 127H163V126H162ZM223 127H224V126H223ZM140 128H141V127H140ZM164 128H165V127H164ZM167 128H168V126H167ZM200 128H201V126H200ZM203 128H204V127H203ZM229 128H230V127H229ZM231 128H232V127H231ZM231 128H230V129H231ZM43 129H44V128H43ZM46 129H47V128H46ZM59 129H60V128H59ZM86 129H87V128H86ZM138 129H139V128H138ZM244 129H246V128H244ZM47 130H48V129H47ZM64 130H65V129H64ZM110 130H111V129H110ZM116 130H117V129H116ZM133 130H134V129H133ZM171 130H172V129H171ZM188 130H189V129H188ZM232 130H233V128H232ZM232 130H231V131H232ZM242 130H243V129H240V131H241L240 133H242V134H244V133L247 131V129H246V131L243 130V131H245V132H242ZM19 131H20V130H19ZM36 131H37V130H36ZM44 131H45V130H44ZM107 131H108V130H107ZM38 132H39V131H38ZM38 132H37V133H38ZM109 132H110V131H109ZM115 132H116V131H115ZM208 132H209V131H208ZM33 133H34V131H33ZM37 133H36V134H37ZM63 133H64V132H63ZM107 133H108V132H107ZM193 133H194V132H193ZM209 133H210V132H209ZM238 133H239V132H238ZM22 134H23V133H22ZM50 134H51V133H50ZM65 134H66V133H65ZM100 134H101V133H100ZM108 134H109V133H108ZM115 134H116V133H115ZM173 134H175V133H173ZM246 134H248V133L246 132ZM52 135H53V134H52ZM66 135H67V134H66ZM70 135H71V134H70ZM74 135H75V134H74ZM152 135H153V134H152ZM152 135H151V136H152ZM201 135H202V134H201ZM2 136H4V135L2 134ZM30 136H32V135H30ZM39 136H40V135H39ZM104 136H105V135H104ZM116 136H117V135H116ZM141 136H142V135H141ZM145 136H146V135H145ZM199 136H200V135H199ZM243 136H244V135H243ZM7 137H8V136H7ZM37 137H38V136H37ZM40 137H41V136H40ZM48 137H49V136H48ZM93 137H94V136H93ZM98 137H99V136H98ZM113 137H114V136H113ZM124 137H125V136H124ZM124 137H123V138H124ZM153 137H155V136H153ZM169 137H170V136H169ZM174 137H175V136H174ZM174 137H173V135H172L171 139L174 138ZM200 137H201V136H200ZM94 138H95V137H94ZM109 138H110V137H109ZM130 138H132V137H130ZM135 138H136V137H135ZM145 138H146V137H145ZM145 138H144V139H145ZM206 138H207V137H206ZM216 138H217V137H216ZM244 138H245V136H244ZM40 139H41V138H40ZM50 139H51V138H50ZM53 139H55V138H53ZM53 139H52V140H53ZM136 139H137V138H136ZM142 139H143V138H142ZM153 139H154V138H153ZM203 139H204V138H203ZM203 139H202V140H203ZM5 140H6V139H5ZM31 140H32V139H31ZM31 140H30V141H31ZM52 140H49V141L52 142ZM55 140H57V139H55ZM58 140H59V139H58ZM103 140H105V139H103ZM112 140H113V139H112ZM132 140H133V139H132ZM137 140H138V139H137ZM150 140H151V139H150ZM169 140H170V139H169ZM177 140H178V139H177ZM233 140H234V139H233ZM41 141H42V140H41ZM47 141H48V140H47ZM59 141H60V140H59ZM86 141H87V140H86ZM98 141H99V140H98ZM100 141H101V139H100ZM110 141H111V140H110ZM147 141H148V140H147ZM155 141H156V140H155ZM174 141H175V140H174ZM197 141H198V140H197ZM208 141H209V140H208ZM210 141H211V140H210ZM263 141H264V140H263ZM4 142H5V141H4ZM55 142H56V141H55ZM116 142H117V141H116ZM124 142H125V140L123 141V143H124ZM137 142H138V141H137ZM160 142H161V141H160ZM183 142H184V141H183ZM1 143H2V142H1ZM20 143H21V142H20ZM33 143H35V142H33ZM86 143H87V142H86ZM91 143H92V142H91ZM104 143H105V142H104ZM113 143H115V142H113ZM184 143H185V142H184ZM7 144H8V143H7ZM29 144H30V143H29ZM49 144H51V143H49ZM56 144H57V142H56ZM84 144H85V143H84ZM98 144H99V143H98ZM98 144H96V145H98ZM107 144H108V143H107ZM111 144H112V143H111ZM124 144H125V143H124ZM216 144H217V143H216ZM223 144H224V143H223ZM261 144H262V143H261ZM2 145H3V144H2ZM11 145H12V144H11ZM30 145H31V144H30ZM34 145H35V144H34ZM34 145H33V146H34ZM53 145H54V144H53ZM191 145H192V144H191ZM228 145H230V142H229ZM259 145H260V144H259ZM15 146H16V145H15ZM31 146H32V145H31ZM35 146H36V145H35ZM57 146H58V145H57ZM65 146H66V145H65ZM81 146H82V145H81ZM115 146H116V145H115ZM118 146H119V145H118ZM133 146H134V145H133ZM205 146H206V145H205ZM230 146H231V145H230ZM238 146H239V145H238ZM246 146H247V145H246ZM9 147H11V146H9ZM24 147H25V146H24ZM50 147H51V146H50ZM53 147H54V146H53ZM71 147H72V146H71ZM71 147H69V148H71ZM89 147H90V146H89ZM92 147H93V146H92ZM100 147H101V146H100ZM105 147H106V145H105ZM120 147H121V146H120ZM125 147H126V146H125ZM147 147H148V146H147ZM175 147H177V146H175ZM211 147H212V146H211ZM7 148H8V147H7ZM72 148H73V147H72ZM79 148H80V147H79ZM94 148H95V147H94ZM117 148H119V147H117ZM135 148H136V147H134V149H135ZM139 148H140V147H139ZM143 148H146V146L144 145ZM164 148H165V147H164ZM213 148H214V147H213ZM242 148H243V147H242ZM8 149H9V148H8ZM29 149H31V148H29ZM77 149H78V148H77ZM95 149H96V148H95ZM136 149H137V148H136ZM146 149H147V148H146ZM194 149H195V148H194ZM202 149H203V148H202ZM88 150H89V149H88ZM98 150H99V149H98ZM158 150H159V149H158ZM161 150H162V149H161ZM181 150H182V149H181ZM196 150H197V149H196ZM203 150H204V149H203ZM209 150H210V149H209ZM226 150L229 151V149H226ZM226 150H225V151H226ZM231 150H232V149H231ZM73 151H74V150H73ZM128 151H129V150H128ZM141 151H142V150H141ZM153 151H154V150H153ZM159 151H160V150H159ZM233 151H235V150H232L231 152H233ZM6 152H7V150H6ZM12 152H13V151H12ZM80 152H81V151H80ZM94 152H95V150H94ZM124 152H125V151H124ZM162 152H163V151H162ZM171 152H172V151H171ZM223 152H224V149H223ZM1 153H2V152H1ZM52 153H53V152H52ZM65 153H66V152H65ZM76 153H77V151H76ZM81 153H82V152H81ZM81 153H80V154H81ZM91 153H92V152H91ZM96 153H97V152H96ZM138 153H139V152H138ZM227 153H228V152H227ZM145 154H146V153H145ZM157 154H158V153H157ZM177 154H178V153H177ZM5 155H6V153H5ZM5 155H4V156H5ZM35 155H36V154H35ZM44 155H47V154L45 153ZM44 155H43V158H44ZM49 155H50V154H49ZM58 155H59V153H58ZM78 155H79V154H78ZM91 155H92V154H91ZM91 155H90V156H91ZM122 155H123V154H122ZM131 155H132V154H131ZM174 155H176V154H174ZM200 155H201V153H200ZM202 155H203V154H202ZM1 156H2V155H1ZM4 156H3V157H4ZM40 156H41V154H40ZM80 156H81V155H80ZM86 156H87V155H86ZM90 156L88 155L87 157H90ZM94 156H95V155L93 154V157H94ZM98 156H99V155H98ZM98 156H97L96 158H98ZM138 156H139V155H138ZM207 156H208V155H207ZM3 157H2V158H3ZM30 157H31V156H30ZM37 157H38V156H37ZM56 157H57V156H56ZM67 157H68V156H66V158H67ZM128 157H129V156H128ZM0 158H1V157H0ZM2 158H1V159H2ZM7 158H8V157H7ZM26 158H27V157H26ZM45 158H46V157H45ZM80 158H81V157H80ZM82 158H83V157H82ZM94 158H95V157H94ZM168 158H169V157H168ZM228 158H229V157H228ZM235 158H236V157H235ZM17 159H18V158H17ZM17 159H16V160H17ZM38 159H40V158H38ZM63 159H64V158H63ZM68 159H69V158H68ZM140 159H141V158H140ZM162 159H163V158H162ZM233 159H234V157H233ZM243 159H244L243 156H241L240 160L238 159V161L243 162V161H242ZM246 159H247V157H246ZM43 160H44V159H43ZM90 160H91V158H90ZM114 160H116V159H114ZM31 161H32V160H31ZM77 161H79V160H77ZM95 161H96V160H95ZM180 161H181V160H180ZM235 161H236V160H235ZM235 161H232V163H234ZM238 161H236V163H238ZM26 162H28V160H27ZM36 162H37V161H36ZM55 162H56V161H55ZM63 162H65V161H63ZM80 162H81V161H80ZM88 162H89V161H88ZM91 162H92V161H91ZM101 162H102V161H101ZM155 162H156V161H155ZM195 162H196V161H195ZM230 162H231V161H230ZM250 162H251V161H250ZM8 163H9V162H7V164H8ZM32 163H33V162H32ZM38 163H39V162H38ZM77 163H78V162H77ZM82 163H83V162H82ZM112 163H113V162H112ZM164 163H165V162H164ZM193 163H194V162H193ZM200 163H201V162H200ZM21 164H22V162H21ZM71 164H72V162H71ZM87 164H88V163H87ZM100 164H101V163H100ZM129 164H130V162H129ZM144 164H145V163H144ZM180 164H181V163H180ZM201 164H203V163H201ZM201 164H199V165H201ZM221 164H222V163H221ZM241 164H242V163H241ZM243 164H245V163H243ZM26 165H27V164H26ZM31 165H32V164H31ZM66 165H67V164H66ZM97 165H98V164H97ZM127 165H128V164H127ZM127 165H125V166L127 167ZM130 165H132V164H130ZM155 165H156V164H155ZM168 165H169V164H168ZM181 165H183V162H182ZM238 165H240V164H238ZM5 166H6V165H5ZM5 166H4V167H5ZM73 166H74V165H73ZM76 166H77V165H76ZM119 166H120V165H119ZM132 166H133V165H132ZM132 166H131L130 168H129V167H128V168L124 167V168H125V169H130V170L132 169V171H133L134 168H133ZM12 167H13V166H12ZM17 167H18V166H17ZM54 167H57V166H54ZM54 167H53V168H54ZM71 167H72V166H71ZM86 167H87V166H86ZM114 167H115V165H114ZM191 167H192V166H191ZM196 167H197V165H196ZM198 167H199V166H198ZM201 167L203 168L204 166H201ZM220 167H221V166H220ZM1 168H2V167H1ZM45 168H46V167H45ZM53 168H52V169H53ZM169 168H170V167H169ZM184 168H188V167H185V166H184ZM204 168H205V167H204ZM204 168H203V169H204ZM244 168H245V167H244ZM2 169H3V168H2ZM12 169H13V168H12ZM17 169H19V167H18ZM40 169H41V168H40ZM49 169H50V168H49ZM52 169H50V171H51ZM146 169H147V166H146ZM157 169H158V167H157ZM188 169H189V168H188ZM190 169H191V168H190ZM0 170H1V169H0ZM9 170H10V169H9ZM54 170H55V168L53 169V171H54ZM56 170H57V169H56ZM56 170H55V171H56ZM100 170H101V169H100ZM114 170H115V169H114ZM130 170H129V172H130ZM144 170H145V169H144ZM172 170H173V169H172ZM176 170L178 171V169H176ZM10 171H11V170H10ZM34 171H35V170H34ZM89 171H90V169H89ZM156 171H157V170H156ZM163 171H164V170H163ZM182 171H183V170H182ZM182 171H181V172H182ZM184 171H185V170H184ZM191 171H192V170H191ZM193 171H194V170H193ZM193 171H192V172H193ZM203 171H204V170H203ZM251 171H252V170H251ZM7 172H8V171H7ZM29 172H30V171H29ZM64 172H65V171H64ZM69 172H70V171H69ZM122 172H123V168H122ZM181 172H180V173H181ZM10 173H11V172H10ZM16 173H18V172H16ZM38 173H39V172H38ZM45 173H46V172H45ZM49 173H50V172H49ZM85 173H86V172H85ZM87 173H88V172H87ZM102 173H103V172H102ZM115 173H116V172H115ZM123 173H124V172H123ZM125 173H126V172H125ZM176 173H177V172H176ZM182 173H183V172H182ZM254 173H255V172H254ZM36 174H37V173H36ZM46 174H48V173H46ZM83 174H84V173H83ZM159 174H160V173H159ZM178 174H179V173H178ZM186 174H187V173H186ZM237 174H238V173H237ZM237 174H236V175H232L233 178H230V177H229V178L231 179V181H232V179H233V180H235V182L240 183V182H242V180H243L244 177H243L242 175H240V174H238V175H237ZM5 175H7V174H5ZM16 175H17V174H16ZM16 175H15V176H16ZM41 175H42V174H41ZM52 175H53V174H52ZM60 175H61V174H60ZM63 175H64V174H63ZM74 175H75V174H74ZM95 175H96V174H95ZM100 175H101V174H100ZM109 175H110V174H109ZM109 175H108V176H109ZM120 175H121V174H120ZM181 175H182V174H181ZM189 175H190V174H189ZM195 175H196V174H195ZM212 175H213V174H211V177H212ZM216 175H217V174H216ZM0 176H1V175H0ZM38 176H40V175H38ZM47 176H48V175H47ZM47 176H46V177H47ZM61 176H62V175H61ZM91 176H92V174H91ZM91 176H90V177H91ZM129 176H130V175H129ZM133 176H134V175H133ZM183 176H184V175H183ZM191 176H192V175H191ZM199 176H200V175H199ZM230 176H231V175H230ZM1 177H2V176H1ZM64 177H65V176H64ZM70 177H71V176H70ZM85 177H86V176H85ZM179 177H180V175H179ZM55 178H56V177H55ZM82 178H83V177H82ZM93 178H94V177H93ZM114 178H115V177H114ZM120 178H121V177H120ZM135 178L137 179V177H135ZM184 178H185V177H184ZM32 179H33V178H32ZM38 179H39V178H38ZM74 179H75V177H74ZM80 179H81V178H80ZM132 179H133V178H132ZM200 179H201V178H200ZM214 179H215V178H214ZM35 180H36V179H35ZM58 180H59V179H58ZM58 180H57V181H58ZM63 180H64V179H63ZM88 180H89V179H88ZM94 180H95V179H94ZM138 180H139V179H138ZM204 180H205V179H204ZM37 181H38V180H37ZM39 181H40V180H39ZM74 181H75V180H74ZM82 181H83V180H82ZM96 181H97V180H96ZM96 181H95V182H96ZM112 181H113V180H112ZM129 181L132 182L133 180H132V181L129 180ZM157 181H158V180H157ZM165 181H166V180H165ZM179 181H180V180H179ZM186 181H187V180H186ZM53 182H56V181L53 180ZM77 182H78V181H77ZM84 182H85V180H84ZM90 182H91V181H90ZM93 182H94V181H93ZM104 182H105V181H104ZM104 182H103V183H104ZM154 182H155V181H154ZM188 182H189V181H188ZM193 182H194V181H193ZM244 182H245V180H244ZM18 183H19V182H18ZM36 183H38V182H36ZM41 183H42V182H41ZM58 183H59V182H58ZM63 183H64V182H63ZM117 183H118V181H117ZM237 183H236V184H237ZM76 184H77V183H76ZM81 184H82V183H81ZM89 184H91V183H89ZM104 184H105V183H104ZM119 184H120V183H119ZM159 184H160V183H159ZM185 184H186V183H185ZM185 184H184V185H185ZM231 184H232V183H231ZM233 184H235V183H233ZM236 184H235V185H236ZM24 185H25V184H24ZM34 185H35V186H36V185L38 186V184H34ZM39 185H40V184H39ZM50 185H51V184H50ZM55 185H57V184H55ZM58 185H59V184H58ZM77 185H78V184H77ZM85 185H86V184H85ZM160 185H161V184H160ZM235 185H234V187H236ZM258 185H259V184H258ZM31 186H32V185H31ZM48 186H49V185H48ZM105 186H107V185L105 184ZM111 186H112V185H111ZM158 186H159V185H158ZM188 186H189V185H188ZM197 186H198V185H197ZM203 186H204V184H203ZM203 186H202V187H203ZM2 187H4V186H2ZM5 187H6V186H5ZM10 187H11V186H10ZM28 187H29V186H28ZM28 187H27V188H28ZM32 187H33V186H32ZM53 187H55V186H53ZM92 187H93V186H92ZM92 187H91V188H92ZM107 187H108V186H107ZM127 187H128V186H127ZM131 187H132V186H131ZM147 187H148V186H147ZM163 187H164V186H163ZM180 187H181V186H180ZM180 187H178V188H180ZM217 187H218V186H217ZM221 187H222V186H221ZM221 187H220V188H221ZM261 187H262V186H261ZM14 188H15V187H14ZM24 188H25V187H24ZM46 188H47V187H46ZM89 188H90V187H89ZM98 188H99V187H98ZM194 188H195V187H194ZM255 188H256V187H254V189H255ZM9 189L11 190L12 188H9ZM25 189H26V188H25ZM44 189H45V188H44ZM64 189H66V188H64ZM79 189H80V188H79ZM85 189H87V187H86ZM85 189H84V191H85ZM105 189H106V188H105ZM128 189H129V188H128ZM141 189H142V188H141ZM153 189H154V188H153ZM201 189H202V188H201ZM221 189H222V188H221ZM223 189H224V188H223ZM260 189H261V188H260ZM48 190H49V189H48ZM59 190H60V189H59ZM59 190H57V191L59 192ZM95 190H97V189H95ZM95 190H94V191H95ZM110 190H111V189H110ZM180 190H181V189H180ZM184 190H185V189H184ZM184 190H183V191H184ZM189 190H190V189H189ZM202 190H203V189H202ZM211 190H212V189H211ZM216 190H217V189H216ZM232 190H233V189H232ZM234 190H235V189H234ZM36 191H37V190H36ZM53 191H54V190H53ZM62 191H63V190H62ZM70 191H72V190H70ZM70 191H69V192H70ZM75 191H76V190H75ZM82 191H83V190H82ZM88 191H89V190H88ZM90 191H91V190H90ZM105 191H106V190H105ZM108 191H109V190H107V192H108ZM118 191H119V190H118ZM171 191H172V190H171ZM239 191H240V190H238V191L235 192V193H238ZM241 191H242V190H241ZM250 191H251V190H250ZM9 192H10V191H9ZM11 192H12V191H11ZM37 192H38V191H37ZM72 192H73V191H72ZM107 192H106V193H107ZM115 192H116V190H115ZM180 192H181V191H180ZM180 192H179V193H180ZM186 192H187V191H186ZM186 192H185V194H186ZM208 192H209V191H208ZM244 192H245V191H244ZM13 193H14V192H13ZM75 193H76V192H75ZM80 193H82V192H80ZM116 193H117V192H116ZM141 193H142V192H141ZM219 193H220V192H219ZM263 193H264V192H263ZM23 194H24V193H23ZM33 194H34V193H33ZM93 194H94V193H93ZM104 194H105V193H104ZM109 194H110V193H109ZM130 194H131V193H130ZM166 194H167V192H166ZM170 194L173 195V193H171V192H170ZM187 194H188V193H187ZM187 194H186V195H187ZM195 194H196V193H195ZM228 194H229V193H228ZM231 194H232V193H231ZM255 194H256V193H255ZM5 195H6V194H5ZM61 195H63L62 192H61ZM61 195H60V196H61ZM67 195H68V194H67ZM102 195H103V194H102ZM179 195H180V194H179ZM181 195H182V194H181ZM181 195H180V196H181ZM190 195H191V194H190ZM190 195H189V197H190ZM204 195H205V194H204ZM235 195H236V194H235ZM39 196H40V195H39ZM48 196H49V195H48ZM68 196H69V195H68ZM84 196H85V195H84ZM148 196H149V195H148ZM163 196H165V195H163ZM206 196H207V195H206ZM215 196L217 197V195H215ZM1 197H2V196H1ZM19 197H20V196H19ZM27 197H28V196H27ZM27 197H25V198H27ZM52 197H53V195H52ZM102 197H103V196H102ZM104 197H105V196H104ZM156 197H157V195H156ZM192 197H193V196H192ZM233 197H234V196H233ZM2 198H3V197H2ZM2 198H1V200H2ZM13 198H14V197H13ZM17 198H18V197H17ZM38 198H39V197H38ZM38 198H37V199H38ZM65 198H66V197H65ZM82 198H83V197H82ZM85 198H86V196H85ZM134 198H136V197H134ZM190 198H191V197H190ZM202 198H203V197H202ZM206 198H207V197H206ZM27 199H29V198H27ZM39 199H41V198H39ZM99 199H100V198H99ZM128 199H129V198H128ZM130 199H132V198H130ZM181 199H182V198H181ZM188 199H189V198H188ZM207 199H208V198H207ZM209 199H211V198H209ZM209 199H208V200H209ZM262 199H263V198H262ZM7 200H8V199H7ZM12 200H14V199H12ZM19 200H20V199H19ZM22 200H23V198H22ZM64 200H65V199H64ZM100 200H101V199H100ZM178 200H180V199H178ZM185 200H187V199H185ZM244 200H245V199H244ZM3 201H4V199H3ZM65 201H66V200H65ZM77 201H78V200H77ZM129 201H130V200H129ZM189 201H190V200H188V202H189ZM191 201H192V200H191ZM262 201H263V200H262ZM4 202H5V201H4ZM11 202H12V201H11ZM28 202H30V199H29ZM28 202H27V203H28ZM72 202H74V201H72ZM72 202H69V203H70V206H71ZM80 202H81V199H80L79 203H80ZM87 202H88V201H87ZM131 202H132V201H131ZM146 202H147V201H146ZM175 202H176V201H175ZM185 202H186V201H185ZM188 202H187V203H188ZM242 202H243V201H242ZM259 202H260V201H259ZM8 203H9V202H8ZM15 203H16V202H15ZM27 203H25V204H27ZM38 203H39V202H38ZM75 203H76V201H75ZM96 203H98V202H96ZM99 203H101V202H99ZM143 203H144V202H143ZM180 203H181V202H180ZM34 204H35V202H34ZM82 204H84V203H82ZM164 204L166 205V203H164ZM184 204H185V203H184ZM207 204H208V203H207ZM211 204H212V203H211ZM23 205H24V203H23ZM42 205H43V203H42ZM44 205H46V204H44ZM53 205H54V204H53ZM73 205H74V204H73ZM75 205H76V204H75ZM77 205H78V204H77ZM93 205H94V202H93ZM100 205H101V204H100ZM128 205H129V204H128ZM167 205H168V204H167ZM180 205H181V204H180ZM185 205L187 206V204H185ZM185 205H182L184 208H181V209L179 208V209L182 210L181 212L184 214V216H185L186 218H187V217H191V215L194 214L193 211H192L193 209H192V210L187 209L188 206L186 207ZM214 205H215V204H214ZM8 206H9V205H8ZM28 206H29V205H28ZM36 206H37V205H36ZM46 206L49 207L48 204H47ZM83 206H85V205H83ZM88 206H89V205H88ZM94 206H98V204H95ZM146 206H147V205H146ZM175 206H176V205H175ZM192 206H193V205H192ZM192 206H191V208H193ZM196 206H197V205H196ZM208 206H209V205H208ZM244 206H245V205H244ZM50 207H51V206H50ZM74 207H75V206H74ZM91 207H92V206H91ZM120 207H121V206H120ZM143 207H144V206H143ZM161 207H162V206H161ZM189 207H190V206H189ZM197 207H198V206H197ZM240 207H241V206H240ZM33 208H34V207H33ZM41 208H43V207H41ZM58 208H61V207H58ZM71 208H72V206H71ZM83 208H84V207H83ZM89 208H90V207H89ZM94 208H95V207H94ZM144 208H145V207H144ZM210 208H211V206H210ZM214 208H215V207H214ZM244 208H246V207H244ZM247 208H248V207H247ZM19 209H20V208H19ZM46 209H47V208H46ZM48 209H49V208H48ZM48 209H47V211H48ZM50 209H51V208H50ZM52 209H53V208H52ZM74 209H75V208H74ZM96 209H97V208H96ZM120 209H121V208H120ZM124 209H125V208H124ZM206 209H207V208H206ZM21 210H22V208H21ZM21 210H20V211H21ZM40 210H41V209H40ZM97 210H98V209H97ZM238 210H239V209H238ZM38 211H39V210H38ZM68 211H69V210H68ZM74 211H75V210H74ZM137 211H138V210H137ZM144 211H145V210H144ZM148 211H149V210H148ZM152 211H153V210H152ZM210 211H211V210H210ZM218 211H219V210H218ZM240 211H242V210H240ZM76 212H77V211H76ZM138 212H139V211H138ZM162 212H163V210H162ZM162 212H161V213H162ZM231 212H232V211H231ZM262 212H263V211H262ZM14 213H15V212H14ZM29 213H30V212H29ZM46 213H47V212H46ZM52 213H53V212H52ZM83 213H84V212H83ZM109 213H110V212H109ZM124 213H125V211H124ZM144 213H145V212H144ZM144 213H143V214H144ZM182 213H181V214H182ZM205 213H206V211H205ZM207 213H209V212H207ZM214 213H215V212H214ZM9 214H10V213H9ZM22 214H23V213H22ZM22 214H21V215H22ZM101 214H102V213H101ZM105 214H106V213H105ZM228 214H229V213H228ZM233 214H234V213H233ZM235 214H236V213H235ZM17 215H18V214H17ZM17 215H15V216H17ZM27 215H28V214H27ZM53 215H54V213H53ZM78 215H79V214H78ZM110 215H111V214H110ZM133 215H134V214H133ZM158 215H159V214H158ZM240 215H241V214H240ZM261 215H262V213H261ZM15 216H14V217H15ZM75 216H76V215H75ZM75 216H73V218H74ZM82 216H84V215L82 214ZM103 216H104V215H103ZM174 216H175V215H174ZM210 216L212 217V215H210ZM225 216H226V214H225ZM225 216H224V217H225ZM247 216H248V215H247ZM259 216H260V214H259ZM259 216H258V219H259V222H258V223H259L260 225H258V226H261L262 228H264V214H263L262 216H260V217H259ZM21 217H23V215H22ZM41 217H42V216H41ZM50 217H51V216H50ZM137 217H138V216H137ZM162 217H163V216H162ZM213 217H214V216H213ZM235 217H236V216H235ZM31 218H32V217H31ZM34 218L36 219V218H38V217H34ZM42 218L45 219L46 217H45V218L42 217ZM71 218H72V217H71ZM75 218H76V217H75ZM105 218H106V217H105ZM117 218H119V217L117 216ZM117 218H116V219H117ZM121 218H122V217H121ZM129 218L131 219V217H129ZM135 218H136V217H135ZM200 218H201V217H200ZM214 218H215V217H214ZM216 218H217V217H216ZM13 219H14L13 221L16 223V224H15V223L13 224V228H14V230H15L16 232H18L19 234H16V235H18L16 238L13 236L14 233H13L12 235H10V236H13L14 239H13V241H12V240H11L12 238L10 237L9 239H10L11 241H10V240H9V241L15 243V244H14L15 246L18 245V246H19L18 251H20L21 249H23V245H19L18 241L20 240L21 237H28V236H29V231L27 230V227H28L27 225H28L29 221H28V222L26 221V220H28L27 218H24V219H26V220H24V219H22V218H18V217H15V218H13ZM111 219H112V218H111ZM116 219H115V220H116ZM119 219H120V218H119ZM142 219H143V218H142ZM154 219H155V217H154ZM156 219H157V218H156ZM189 219H190V218H189ZM189 219H188V220H189ZM47 220H48V219H47ZM87 220H88V219H87ZM87 220H86V221H87ZM89 220H90V219H89ZM106 220H107V219H106ZM124 220H125V218H124ZM136 220H137V219H136ZM136 220H134V221H136ZM145 220H146V219H145ZM149 220H151V219H149ZM180 220H181V219H180ZM250 220H251V219H250ZM254 220H256V218H255ZM50 221H51V220H50ZM83 221H84V220H83ZM92 221H93V220H92ZM119 221H120V220H119ZM127 221H128V220H127ZM127 221H126V222H127ZM129 221H130V220H129ZM203 221H204V220H203ZM219 221H220V219H219ZM221 221L223 222L222 219H221ZM227 221H228V220H227ZM239 221H240V220H239ZM252 221H253V220H252ZM37 222H38V221H37ZM44 222H45V221H44ZM81 222H82V221H81ZM97 222H98V221H97ZM108 222H110V221H108ZM132 222H133V220H132ZM163 222H164V221H163ZM163 222H162V223H163ZM194 222H195V221H194ZM197 222H198V221H197ZM205 222H206V221H205ZM230 222H231V221H230ZM230 222H229L228 224H230ZM247 222H248V221H247ZM11 223H12V222H11ZM42 223H43V222H42ZM47 223H48V221H47ZM82 223H83V222H82ZM110 223H112V222H110ZM127 223H128V222H127ZM140 223H141V222H140ZM142 223H143V222H142ZM164 223H165V222H164ZM192 223H193V222H192ZM200 223H201V222H200ZM207 223H208V222H207ZM210 223H211V222H210ZM214 223H216V222H214ZM58 224H59V223H58ZM79 224H81V223H79ZM90 224H92V222H91ZM103 224H104V223H103ZM222 224H223V223H222ZM237 224H238V223H237ZM242 224H243V223H242ZM246 224H247V223H246ZM248 224H249V223H248ZM67 225H68V224H67ZM70 225H72V224H70ZM81 225H82V224H81ZM118 225H119V223H118ZM130 225H132V224H130ZM184 225H185V224H184ZM191 225L193 226L194 224H191ZM239 225H240V224H239ZM51 226H52V225H51ZM82 226H84V225H82ZM82 226H81V227H82ZM89 226H91V225H89ZM212 226H213V225H212ZM227 226H228V225H227ZM229 226H230V225H229ZM247 226H248V225H247ZM91 227H92V226H91ZM145 227H146V226H145ZM148 227H149V225H148ZM208 227H210V226H208ZM214 227H215V226H214ZM214 227H213V230H214ZM232 227H233V226H232ZM232 227H231V229H232ZM50 228H51V227H50ZM74 228L77 229L76 227H74ZM85 228H86V226H85ZM92 228H93V227H92ZM95 228H96V225H95ZM105 228H106V227H105ZM117 228H118V227H117ZM132 228H133V227H132ZM150 228H151V227H150ZM185 228H186V227H185ZM187 228H188V227H187ZM192 228H193V227H192ZM203 228H204V227H203ZM234 228H235V227H234ZM52 229H53V228H52ZM54 229H55V226H54ZM57 229H58V228H57ZM107 229H108V228H107ZM114 229H115V228H114ZM114 229H113V230H114ZM137 229H138V228H137ZM145 229H146V228H145ZM204 229H206V228H204ZM204 229H203V230H204ZM215 229H216V227H215ZM224 229H225V228H224ZM229 229H230V227H229ZM33 230H34V229H33ZM43 230H45V229H43ZM78 230H79V229H78ZM84 230H85L86 232H80V233H81V234H84V233H85V235H86V234H87V230H88V228H87V230H86V229H84ZM91 230H93V232L96 231V233L99 232V231L97 230V228H96V229H91ZM129 230H130V229H129ZM129 230H128V231H129ZM158 230H159V229H158ZM191 230H192V229H191ZM191 230H190V231H191ZM194 230H195V229H194ZM194 230H193V231H194ZM206 230H208V228H207ZM263 230H264V229H263ZM30 231H31V230H30ZM74 231H75V230H74ZM76 231H77V230H76ZM89 231H90V230H89ZM150 231H152V230H150ZM154 231H155V230H154ZM211 231H212V230H211ZM258 231H259V230H258ZM54 232H55V231H54ZM91 232H92V231H91ZM113 232H114V231H113ZM119 232H120V231H119ZM140 232H141V231H140ZM155 232H156V231H155ZM178 232H179V231H178ZM187 232L189 233L188 229H187ZM209 232H210V229H209L208 233H209ZM227 232H229V231H227ZM231 232H232V230H231ZM231 232H230V233H231ZM42 233H43V232H42ZM78 233H79V232H78ZM89 233H90V232H89ZM89 233H88V234H89ZM108 233H109V232H108ZM130 233H131V232H130ZM148 233H149V231H148ZM197 233H199V231H198ZM206 233H207V232H206ZM223 233H224V232H223ZM225 233H226V232H225ZM233 233H234V232H233ZM241 233H242V232H241ZM51 234H52V233H51ZM54 234H55V233H54ZM66 234H67V233H66ZM76 234H77V233H76ZM81 234H79V235H77V236H80ZM88 234H87V236H85V237H86V241H87L86 244H89V245L91 246V244L94 243V239H95V238H93V236H92L91 233H90L89 235H88ZM99 234H100V233H99ZM145 234H146V233H145ZM176 234H177V233H176ZM180 234H181V233H180ZM185 234H186V233H185ZM244 234H245V233H244ZM14 235H15V234H14ZM52 235H53V234H52ZM56 235H57V234H56ZM72 235H73V234H72ZM90 235H91V236H90ZM96 235H98V234H96ZM125 235H126V234H125ZM137 235H138V234H137ZM146 235H148V234H146ZM150 235H152V234H150ZM183 235H184V234H183ZM74 236H75V235H74ZM161 236H162V234H161ZM185 236H187V235H185ZM262 236H263V237H261V238H264V234H263ZM52 237H53V236H52ZM56 237H57V236H56ZM56 237H54V238H55L56 240H58L59 238H56ZM69 237H70V236H69ZM69 237H68V238H69ZM94 237H95V236H94ZM140 237H141V235H140ZM180 237H181V235H180ZM206 237H207V236H206ZM62 238H63V237H62ZM72 238H73V237H72ZM80 238H81V236H80ZM110 238H111V237H110ZM133 238H134V237H133ZM135 238H136V237H135ZM135 238H134V239H135ZM148 238H149V236H148ZM165 238H166V237H165ZM167 238H168V237H167ZM207 238H208V237H207ZM244 238H246V237H244ZM247 238H250V237L247 236ZM22 239H23V238H22ZM27 239H28V238H26V240H27ZM76 239H78V237H77ZM134 239H133V241H134ZM162 239H163V238H162ZM174 239H175V238H174ZM201 239H202V238H201ZM205 239H206V238H205ZM78 240H80V239H78ZM83 240H84V239H83ZM175 240H176V239H175ZM215 240H216V239H215ZM244 240H245V239H244ZM260 240H262V239H260ZM263 240H264V239H263ZM29 241H30V240H29ZM137 241H139V239H138ZM137 241H136V242H137ZM150 241H151V240H150ZM188 241H189V240H188ZM211 241H212V240H211ZM229 241H230V240H229ZM251 241H252V240H251ZM2 242H3V241H2ZM44 242H45V241H44ZM46 242H47V241H46ZM50 242H51V241H50ZM65 242H66V241H65ZM128 242H129V241H128ZM161 242H162V241H161ZM175 242H176V241H175ZM192 242H193V241H192ZM194 242H198V243H199L198 245H200V242H199V241H194ZM202 242H203V241H202ZM231 242H232V241H231ZM253 242H254V241H253ZM0 243H1V241H0ZM28 243H29V242H28ZM31 243H32V242H31ZM31 243H30V244H31ZM41 243H42V242H41ZM51 243H52V242H51ZM62 243H64V242H62ZM62 243H61V244H62ZM204 243H205V242H204ZM206 243H207V242H206ZM214 243H215V242H214ZM214 243H213V244H214ZM219 243H220V242H219ZM244 243H246V242L244 241ZM244 243H243V245H245ZM10 244H11V243H10ZM84 244H85V243H84ZM150 244H151V243H150ZM164 244H165V242L163 243V245H164ZM190 244H191V243H190ZM202 244H203V243H202ZM209 244H211V243H209ZM239 244H240V243H239ZM261 244H262V242H261ZM8 245H9V244H8ZM24 245H25V244H24ZM52 245H53V244H52ZM56 245H58V242H57ZM125 245H126V244H125ZM195 245H197V244L194 243V246H195ZM228 245H229V244H224V246H228ZM3 246H4V245H3ZM26 246H27V244H26ZM26 246H25V247H26ZM49 246H50V245H49ZM54 246H55V245H54ZM54 246H53V247H54ZM85 246H86V245H85ZM115 246H116V245H115ZM169 246H170V245H169ZM200 246H201V245H200ZM209 246H210V245H209ZM209 246H208V249L210 248ZM212 246H213V245H212ZM212 246H211V247H212ZM240 246H241V245H240ZM240 246H239V248H240ZM262 246H263V244H262ZM39 247H40V246H39ZM87 247H88V246H87ZM98 247H99V246H98ZM113 247H114V246H113ZM130 247H131V246H130ZM165 247H167V246H164V248H165ZM172 247H173V246H172ZM196 247H197V246H196ZM246 247H247V246H246ZM40 248H41V247H40ZM50 248H51V247H50ZM94 248H95V247H94ZM158 248H159V247H158ZM169 248H170V247H169ZM199 248H200V247H199ZM203 248H204V247H203ZM217 248H219V247H217ZM221 248H223V247H221ZM262 248H263V247H262ZM3 249H4V248H3ZM9 249H10V248H9ZM57 249H58V247H57ZM57 249H56V251H57ZM86 249H87V248H86ZM112 249H113V248H112ZM127 249H128V248H127ZM165 249H167V248H165ZM195 249H196V248H195ZM205 249H206V250H205ZM208 249H207V248H204V249H202V252H204V250H205V252H206ZM227 249H228V248H227ZM227 249H225V250L227 251ZM235 249H236V248H235ZM243 249H244V248H243ZM243 249H242V250H243ZM255 249H256V248H255ZM263 249H264V248H263ZM54 250H55V249H54ZM110 250H111V249H110ZM197 250H198V247H197ZM212 250H213V251H216V250H214L213 248L211 249V251H212ZM44 251H45V250H44ZM44 251H43V252H44ZM50 251H51V250H50ZM93 251H95V252H96L95 254H97V255L94 254L95 256H102V252H103L102 250H101L102 252H101V251L99 252V251L97 250L98 253L101 254V255H99V254L97 253L96 249H94ZM93 251H92V252H93ZM125 251H126V250H125ZM198 251H200V250H198ZM208 251H209V250H208ZM211 251H209V252H211ZM217 251L220 252V249H219V250L217 249ZM222 251H223V250H222ZM251 251H253V250H251ZM256 251H257V250H256ZM258 251H259V250H258ZM165 252H166V251H165ZM191 252L193 253V251H191ZM209 252H207V254L209 255L208 257H211L210 254H211L212 252H211L210 254H209ZM40 253H41V252H40ZM79 253H80V252H79ZM93 253H94V252H93ZM93 253H92V254H93ZM104 253H106V252H104ZM108 253H109V252H108ZM122 253H123V252H122ZM125 253H126V252H125ZM192 253H191V254H192ZM214 253H216V252H214ZM214 253L211 254L212 257H213V256L215 257ZM251 253H252V252H251ZM76 254H77V253H76ZM87 254H88V253H87ZM92 254H91V256H92ZM160 254H161V253H160ZM193 254H194V253H193ZM195 254H196V253H195ZM200 254H201V252H200ZM202 254H204V253H202ZM202 254L199 255V256H197V257L203 256ZM238 254H239V253H238ZM5 255H6V254H5ZM28 255H29V254H28ZM33 255H34V254H33ZM38 255H39V254H38ZM49 255H50V254H49ZM94 255H93L92 257H95ZM124 255H125V254H124ZM130 255H131V254H130ZM156 255H157V254H156ZM156 255H155V256H156ZM161 255H162V254H161ZM167 255H168V253H167L166 255H164V256H167ZM197 255H198V254H197ZM218 255H219V254H218ZM232 255H233V254H232ZM246 255H247V254H246ZM255 255H256V252H255ZM50 256H51V255H50ZM115 256H116V255H115ZM115 256H114V257H115ZM126 256H127V255H126ZM155 256H154V260H155ZM206 256H207V255H206V253H205V256H204V257H206ZM238 256H239V255H238ZM241 256H242V255H241ZM249 256H250V255H249ZM4 257H5V256H4ZM45 257H47V256H45ZM77 257H78V256H77ZM128 257H129V256H128ZM167 257H168V256H167ZM208 257H206V258H208ZM223 257H224V256H223ZM230 257H231V256H230ZM1 258H2V257H1ZM95 258H96V257H95ZM97 258H98V257H97ZM102 258H103V257H102ZM116 258H117V257H116ZM206 258H204V259H206ZM226 258H227V257H226ZM226 258H225V259H226ZM238 258H239V257H238ZM241 258H242V257H241ZM249 258H250V257H249ZM254 258H255V257H254ZM259 258H260V257H259ZM262 258H263V257H262ZM262 258H260V260H261ZM85 259H86V258H85ZM103 259H104V258H103ZM111 259H112V258H111ZM161 259H165V258H161ZM161 259H160V260H161ZM198 259H199V258H198ZM200 259H201V257H200ZM204 259H201V260H204ZM225 259H224V258H223V259L221 258V259H220V262H221V263H223V262L225 263V262H226V261H224ZM229 259H231V258H229ZM234 259H235V258H234ZM90 260H91V259H90ZM95 260H96V259H95ZM99 260H100V259H99ZM146 260H147V259H146ZM151 260H152V259H151ZM2 261H3V259H2ZM103 261H105V260H103ZM161 261H163V260H161ZM196 261H197V260H196ZM210 261H212V260H210ZM213 261H214V260H213ZM228 261H229V260H228ZM228 261H227V262H228ZM255 261H256V260H255ZM261 261H262V260H261ZM263 261H264V260H263ZM32 262H33V261H32ZM78 262H79V261H78ZM155 262H156V261H155ZM155 262H154V263H155ZM158 262H159V261H158ZM180 262H181V261H180ZM180 262H179V263H180ZM190 262H191V261H190ZM227 262H226V263H227ZM231 262H232V261H230V263H231ZM38 263H39V262H38ZM65 263H66V261H65ZM105 263H106V262H104V264H105ZM188 263H189V262H188ZM199 263H201V261H199ZM210 263H214V262H210ZM217 263H218V261H217ZM224 263H223V264H224ZM261 263H262V262H261ZM36 264H37V263H36ZM75 264H77V263H75ZM108 264H110V263H108ZM136 264H138V263H136ZM175 264H176V263H175ZM196 264H197V263H196Z\"/></svg>",
	"mask_w": 264,
	"mask_h": 264
}]
</instances>
